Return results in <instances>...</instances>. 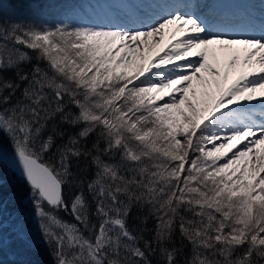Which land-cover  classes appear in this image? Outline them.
Wrapping results in <instances>:
<instances>
[{
  "label": "snow or ice",
  "instance_id": "obj_1",
  "mask_svg": "<svg viewBox=\"0 0 264 264\" xmlns=\"http://www.w3.org/2000/svg\"><path fill=\"white\" fill-rule=\"evenodd\" d=\"M198 7L0 15V160L7 141L54 264H264V21L228 35ZM166 30L183 37L149 59ZM13 229L35 251L28 223Z\"/></svg>",
  "mask_w": 264,
  "mask_h": 264
},
{
  "label": "trees",
  "instance_id": "obj_2",
  "mask_svg": "<svg viewBox=\"0 0 264 264\" xmlns=\"http://www.w3.org/2000/svg\"><path fill=\"white\" fill-rule=\"evenodd\" d=\"M103 0H45L41 3L40 0H30V2H23V0H0V15L7 21L9 19H27L35 20L37 22L56 23L64 18L65 13L73 12L79 13L74 15L73 19L79 21L84 15L91 16L92 12L101 5ZM108 1V0H106ZM110 1V0H109ZM35 63V61H33ZM69 132L73 131L68 129ZM93 140L95 137L92 138ZM92 140L88 141V146L91 147ZM3 150L12 152L7 141L3 143ZM0 164L3 165L0 169V180L3 183V216H12L17 220L18 216L22 217L28 213L32 216V205L30 203V193L28 186L24 182L22 176L11 169L2 159ZM94 170V169H93ZM24 186V187H23ZM66 220L71 221L72 217L61 213ZM138 216H143V213L134 212L130 219V224L133 228L140 224L141 221ZM12 223V222H11ZM13 224V223H12ZM153 222L149 220L146 226H141V231L146 235L152 228ZM8 231L13 235L14 229L7 225ZM35 251L25 254L14 243L13 239L9 240L6 245L0 246V264H20L21 261L31 260L35 264H54V258L50 255V250L39 239L38 234L34 236ZM177 242L180 238L177 236ZM4 242V240H3ZM3 244V243H2ZM185 247L181 244V248ZM156 264H163V258L160 255L153 257ZM183 259V256L181 257Z\"/></svg>",
  "mask_w": 264,
  "mask_h": 264
},
{
  "label": "rangeland",
  "instance_id": "obj_3",
  "mask_svg": "<svg viewBox=\"0 0 264 264\" xmlns=\"http://www.w3.org/2000/svg\"><path fill=\"white\" fill-rule=\"evenodd\" d=\"M228 1L231 2L230 5H228ZM264 1V0H262ZM150 0H132L129 2L128 0H115L114 6L112 8L108 6H104L101 9L100 14H97L93 16V18H89L90 20L94 21H104V22H116V23H122L124 21H127L130 18H134L135 14H137V11L140 7V5L149 3ZM220 5L223 10L228 11L232 8L238 10V11H246L249 10V7L251 5H259V4H254L253 0H213L212 4L208 6L209 11H204L201 15L210 22H214L216 20V15H213L210 12L211 6H218ZM261 5V4H260ZM263 5V4H262ZM264 6V5H263ZM205 9V8H203ZM264 12V10H262ZM261 15L264 16V13ZM219 21V20H217ZM219 25H222L221 22H219ZM218 25V26H219ZM251 27V26H250ZM183 37V33L177 32L175 37L171 35V30H166V34L164 36V39L160 41L159 43L155 44L154 47L150 52L145 53V55L149 58L152 59L154 57H158L159 55H162L163 52L171 46V44L179 38ZM151 39V38H150ZM179 63V62H177ZM244 103V102H241ZM252 104L256 105V111L258 112L260 109H258L259 106V101H253L251 102ZM9 153V151H4L3 150V160H5V156ZM24 187V186H23ZM7 216H3V244H0V246L6 245L9 240L13 239L12 232L11 234L8 231V226H11L13 228V217L9 216L8 212H6ZM23 221H26L29 225V230L31 231L32 235L34 236L36 232V222L32 221V218L28 213H26L23 217L18 216ZM12 222V223H11Z\"/></svg>",
  "mask_w": 264,
  "mask_h": 264
},
{
  "label": "bare ground",
  "instance_id": "obj_4",
  "mask_svg": "<svg viewBox=\"0 0 264 264\" xmlns=\"http://www.w3.org/2000/svg\"><path fill=\"white\" fill-rule=\"evenodd\" d=\"M203 2L205 4L211 5L213 0H203ZM195 3L200 5V3L197 2ZM253 3L259 5H254V6L251 5L249 7V10L246 11H238V10L227 11V10H223L219 6H213V7L211 6L209 13L224 19L225 22L235 23L236 25L238 24V21L243 18L247 19L249 22H253V24H258L259 21H264V16H261V14L264 13L262 11L264 10V6L262 5L263 1L253 0ZM241 23H244V20H241ZM213 30L214 31L219 30L225 32L226 34H233L235 31L240 33V29L237 27H229V28L214 27ZM258 109H260V105L258 106Z\"/></svg>",
  "mask_w": 264,
  "mask_h": 264
},
{
  "label": "water",
  "instance_id": "obj_5",
  "mask_svg": "<svg viewBox=\"0 0 264 264\" xmlns=\"http://www.w3.org/2000/svg\"><path fill=\"white\" fill-rule=\"evenodd\" d=\"M5 161L8 164L9 167H11L12 169H14L15 171H17L18 173L19 170L17 168H15L14 164L12 163V153H9L5 156Z\"/></svg>",
  "mask_w": 264,
  "mask_h": 264
}]
</instances>
